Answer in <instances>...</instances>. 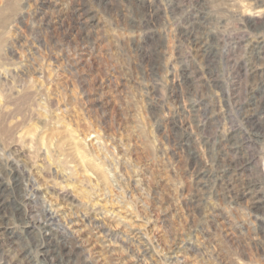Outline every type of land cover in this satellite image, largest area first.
I'll use <instances>...</instances> for the list:
<instances>
[{
	"label": "rangeland",
	"instance_id": "1",
	"mask_svg": "<svg viewBox=\"0 0 264 264\" xmlns=\"http://www.w3.org/2000/svg\"><path fill=\"white\" fill-rule=\"evenodd\" d=\"M0 192V264H264V0H0Z\"/></svg>",
	"mask_w": 264,
	"mask_h": 264
},
{
	"label": "bare ground",
	"instance_id": "2",
	"mask_svg": "<svg viewBox=\"0 0 264 264\" xmlns=\"http://www.w3.org/2000/svg\"><path fill=\"white\" fill-rule=\"evenodd\" d=\"M190 33H191V38H190V43H193V45H195L196 47H198L199 44H201L202 40L201 38L198 36V33L196 31V28L192 27L190 28ZM203 56H204V59H206L209 55H210V52H211V46L209 45H205L204 49H203ZM2 198V194L0 192V199ZM0 207H2V205H0ZM51 215V218H50V221H52V215L53 213H50ZM39 229H43V227L41 226V224H38L37 225ZM41 237V236H40ZM40 237L38 239L33 240L35 245L39 242L40 240ZM36 247H39V244L36 245ZM45 252V251H44ZM43 261L46 263V264H52V261L49 257V252H45L44 253V259Z\"/></svg>",
	"mask_w": 264,
	"mask_h": 264
}]
</instances>
